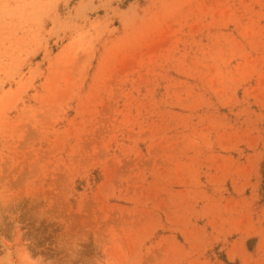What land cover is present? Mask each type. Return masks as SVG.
Listing matches in <instances>:
<instances>
[{
	"label": "rangeland",
	"instance_id": "374dc122",
	"mask_svg": "<svg viewBox=\"0 0 264 264\" xmlns=\"http://www.w3.org/2000/svg\"><path fill=\"white\" fill-rule=\"evenodd\" d=\"M0 264H264V0H0Z\"/></svg>",
	"mask_w": 264,
	"mask_h": 264
}]
</instances>
